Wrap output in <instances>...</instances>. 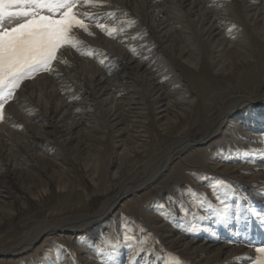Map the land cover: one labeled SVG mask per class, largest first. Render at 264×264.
Wrapping results in <instances>:
<instances>
[{
  "label": "bare ground",
  "instance_id": "obj_1",
  "mask_svg": "<svg viewBox=\"0 0 264 264\" xmlns=\"http://www.w3.org/2000/svg\"><path fill=\"white\" fill-rule=\"evenodd\" d=\"M109 2L112 5L110 8L87 10L93 13L114 12V17H104L103 22L118 29L124 28V31L119 32L116 38H112L94 25H89V30L93 33L91 36L81 29L74 30L80 41V51L73 48L65 49L63 60L66 63H55L52 73H40L34 79L25 81L17 91L16 99L6 104V119L0 123V202L6 197L18 196V185L8 184L14 179L17 171L28 170L31 166L37 165L46 158V155L57 151L56 145L68 143L81 130L87 131V128L95 126L97 115L104 116L109 122L124 112L136 111L137 115L142 116V109L130 103L133 86L140 79L150 82V87L156 91L153 98L156 105H160V114H164L162 118L175 110L184 115L191 105L186 99L175 103L155 98L157 91H162L165 85L164 71L167 72L162 65L166 55L158 49H163L167 42H172V35L175 33H184L183 30L196 23L201 28L200 32H208L209 39L230 38L228 48H240L243 45L242 34L234 27L235 20L230 16L231 9L225 4L226 0H109ZM260 2L251 5L247 13V17L253 23L264 21V3ZM125 12L128 13V17L123 16ZM129 18L135 20L131 26H128ZM224 49L223 45L219 51ZM87 51H93L95 54L91 56L81 54ZM101 60H104V64L100 63ZM248 105H253L252 119L257 124V127L251 126L254 130L251 127L243 128L249 119L247 116L242 117L243 113L240 110ZM238 122L242 123V131L243 133L246 131L247 134L245 136L247 146H244L247 150L224 160L228 163H222V159H226L227 156L219 153L215 155V164L212 166L223 168V173L232 171L245 178L241 183L239 180H232L233 184L238 183L236 186L238 190L248 196L253 205L263 207L264 197L258 196L251 186L260 182L264 188V159L256 155L255 162H248L246 155L249 152H264V143H260L264 138L261 137V133H255L260 130L262 123L264 124V95H259L258 100H255L250 96L235 93L221 102L216 118L200 120L199 132L202 131L198 132V135L183 138L168 149L150 156L144 164L145 167L135 177L122 182L121 191L97 214H78L64 221L42 222L29 241L0 249V254L4 255L1 260L6 261L4 260L6 256L19 257L29 253L37 238L48 231L62 237L69 233L91 234L92 237L99 235L106 228L102 221L112 216L110 212L120 199L134 197L146 185L158 184L171 163L187 149H194L223 134L231 135L230 123L239 127ZM249 122L252 123L251 120ZM136 140V144H139L134 148V154L138 153V150L142 149L140 145L144 146L145 143L142 137ZM13 151L17 153L23 151L22 154L25 156L23 159L19 157L21 160L15 158L12 162L7 156H12ZM168 199L169 196L162 200L157 199L151 207L159 210V213L147 215L146 220L159 237L160 243L166 241L165 249L186 263L189 260L191 264H249L250 258L256 255L255 247L264 244V227L260 226L259 221L250 223L246 229L243 224L237 226L235 223L226 228L218 224L212 216H208L203 219L202 225L199 224L196 232H184L181 228L186 221L180 217L178 207L176 211H173L172 205L170 206L172 210L163 209ZM169 215L172 219L165 218ZM177 223L181 228L176 226ZM121 227L120 231L127 229L126 223L122 222ZM237 227L241 232L239 236L233 233V229ZM133 229L134 227L126 230L128 235H134L131 232ZM245 239L250 241V244L245 243L243 241ZM230 240H235L236 243H228ZM102 248L111 253L107 257L111 264L130 262L147 264L148 261L147 258L136 261L132 257L134 254L131 255L128 249L119 245L112 250L104 246ZM93 258L97 260L91 264H102L105 253H101L99 258ZM158 262L160 261L156 259L152 264L161 263Z\"/></svg>",
  "mask_w": 264,
  "mask_h": 264
},
{
  "label": "rangeland",
  "instance_id": "obj_2",
  "mask_svg": "<svg viewBox=\"0 0 264 264\" xmlns=\"http://www.w3.org/2000/svg\"><path fill=\"white\" fill-rule=\"evenodd\" d=\"M258 2L264 3V0H226L225 4L231 9L230 16L235 20L234 27L242 34L243 45L240 48H228L230 38L209 39L207 31L200 32L198 24L192 23L183 30L184 33H175L172 42L158 49L166 55L162 65L167 72L164 71L165 85L162 91H157L155 98L175 103L186 99L191 105L184 115L175 110L162 118L164 114H160V105H156L153 98L156 91L150 87V82L140 79L133 86L130 103L142 109V116L136 111L124 112L109 122L104 116L97 115L95 126L87 128V131L81 130L68 143L56 145L57 151L46 155L37 165L17 171L8 184L18 185V196L6 197L0 202V249L29 241L42 222L64 221L78 214H97L121 191L122 182L135 177L145 167L150 156L168 149L183 138L198 135L202 131L199 132L200 120L216 118L225 98L241 93L258 100L259 95H264V21L253 23L247 17L251 5ZM223 45L225 49L220 52ZM252 107L248 105L240 110L243 113L240 115L247 116L252 122L248 121L243 128L257 127L252 119ZM237 125L241 129L230 123L231 135L223 134L194 149H187L167 168L158 183L160 185H146L136 197L120 199L110 212L112 216L102 221L106 228L99 235L92 237L91 234L69 233L62 237L48 231L37 238L31 246L32 251L27 254L6 256V261H2L4 255L1 253L0 264H91L97 260L93 257L99 258L97 248L104 246L112 250L119 245L130 251L129 243L140 249L135 256L130 251L136 261L147 258V264H152L157 259L161 262L158 263L165 264L172 253L165 249L166 241L160 243L159 237L149 227L146 216L159 213L151 206L159 198H175L186 186L211 203H217L208 186L210 180H198L196 177L244 182L245 178L238 173H223V168L212 166L215 155L219 153L227 156L222 163H228L224 160L247 150L244 149L247 146L246 131L243 133L241 122ZM263 132L262 123L255 133ZM138 137H142L145 143L134 154V148L139 144H136ZM22 153L13 151L11 155L15 157L8 155L7 159H12V162L15 158L23 159L25 155ZM235 186H238L237 182ZM181 198L186 204L193 199L188 198L187 193ZM167 201L163 209L174 208L173 211H176L177 204L171 199ZM208 216L211 215L205 210L198 223L202 225L203 219ZM180 217L184 219L182 215ZM187 219L193 222L191 216ZM122 222L126 223L127 229L120 231ZM132 227L133 236L126 231ZM125 235L133 239L127 241ZM243 241L250 244L247 239ZM187 262L191 264V261ZM188 263L182 260V264Z\"/></svg>",
  "mask_w": 264,
  "mask_h": 264
},
{
  "label": "snow or ice",
  "instance_id": "obj_3",
  "mask_svg": "<svg viewBox=\"0 0 264 264\" xmlns=\"http://www.w3.org/2000/svg\"><path fill=\"white\" fill-rule=\"evenodd\" d=\"M105 7H112L109 0H0V123L6 119V104L16 99L17 91L25 81L34 79L40 73H52L55 63H66L63 60L65 49L80 51V41L74 30L81 29L91 36L93 33L89 25H94L112 38L124 31V28L118 29L103 22L104 17H114V12L93 13L87 10ZM123 16L128 17V13H123ZM134 23L135 20L129 18L128 26ZM81 54L91 56L95 53L87 51ZM100 63L104 64V60ZM260 135L264 138V133ZM260 143H264V139ZM256 155L264 159V152H249L246 155L247 161L255 162ZM196 178L210 180L208 186L217 203L213 204L198 195L190 186L181 189L175 198L169 197L177 204L179 214L186 221L182 228L179 223L176 225L182 231L196 232L199 229L198 218L205 214V210L226 228L235 223L237 226L243 224L246 229L250 223L257 221L264 227V208L255 207L249 197L241 193L232 182L217 177ZM251 188L258 196L264 197V188L260 182ZM184 193H187L188 198H193L191 203L186 204L181 198ZM189 216L193 222L187 221ZM165 218L172 219L170 215ZM233 233L239 236V227L233 229ZM124 239L130 241L131 237L125 235ZM227 242L236 243L235 240ZM128 246L134 256L140 252L130 243ZM101 253H105L102 264H111L107 258L111 253L105 248H97L96 254ZM255 253L249 264H264V244L256 246ZM165 264H182V258L170 254Z\"/></svg>",
  "mask_w": 264,
  "mask_h": 264
}]
</instances>
